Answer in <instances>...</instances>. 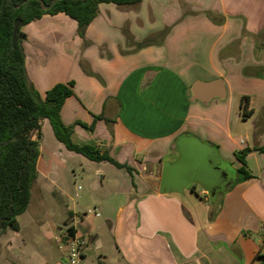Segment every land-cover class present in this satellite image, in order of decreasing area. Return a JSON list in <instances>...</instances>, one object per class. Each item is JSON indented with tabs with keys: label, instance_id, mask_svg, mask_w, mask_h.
Segmentation results:
<instances>
[{
	"label": "crops",
	"instance_id": "1",
	"mask_svg": "<svg viewBox=\"0 0 264 264\" xmlns=\"http://www.w3.org/2000/svg\"><path fill=\"white\" fill-rule=\"evenodd\" d=\"M20 30L27 79L41 97L56 83L74 81L61 119L86 126H74L72 141L107 152L123 166L91 161L50 134L42 161L40 129L33 185L62 202L68 217L52 230L30 217L23 227L25 212L18 215V230L0 233V264L63 263L55 236L65 223L87 242L82 264H95L92 253L97 264L264 263V152L244 156L248 179L236 172L242 164L235 155L264 146V105L258 114L248 98V116L241 106L242 88L256 79L249 82L243 68L264 64V0L100 3L85 42L76 21L62 12ZM253 46L256 59L248 61ZM217 79L223 98L188 100L193 81ZM181 150H195L201 163H210L224 178L221 188L212 194L201 184L202 200L187 195L188 186L173 187L166 170ZM74 159L95 164L91 204L82 208L57 177ZM91 207L100 215L84 216Z\"/></svg>",
	"mask_w": 264,
	"mask_h": 264
},
{
	"label": "trees",
	"instance_id": "2",
	"mask_svg": "<svg viewBox=\"0 0 264 264\" xmlns=\"http://www.w3.org/2000/svg\"><path fill=\"white\" fill-rule=\"evenodd\" d=\"M23 0H0V233L6 229L17 231V216L27 210L30 189L37 177L36 162L39 156L41 122L47 120L54 137L67 150L81 154L94 162L107 161L122 167L107 152L89 144H76L71 139L76 124L86 126L81 121L65 125L60 111L65 100L74 94V81L56 83L43 97L28 81L25 65L23 40L19 29L15 42H11L13 23L20 19L21 27L41 18L44 14L64 13L76 21L77 35L85 42V31L96 17L100 3L117 6H132L142 0H57L51 8L43 10L38 0H28L15 8ZM49 4L51 0H42ZM20 27V28H21ZM137 43L140 47L146 44ZM243 116H248V97H241ZM101 116H95V119ZM91 127V126H89ZM36 128L35 140H29L30 132ZM251 150L264 152V146L245 148L235 153L241 162L236 172L242 179L250 178L245 169L244 156ZM68 226L67 223H65ZM74 232L73 227L68 226Z\"/></svg>",
	"mask_w": 264,
	"mask_h": 264
},
{
	"label": "rangeland",
	"instance_id": "3",
	"mask_svg": "<svg viewBox=\"0 0 264 264\" xmlns=\"http://www.w3.org/2000/svg\"><path fill=\"white\" fill-rule=\"evenodd\" d=\"M195 3H200L202 0H193ZM192 7V6H191ZM193 8V7H192ZM197 8V7H195ZM208 16V11L202 12ZM169 28H167V31ZM258 47L253 46V48L248 51V61H252L256 59V51ZM243 76L247 79L256 78L254 80L255 85H250L249 83L243 87V91H245V95L242 97H248L249 99L254 100L256 103L253 107L257 110V113H261V107L264 105V95H262L260 84L264 85V64L258 67L248 66L243 68L242 70ZM253 119L249 120L247 126L251 129V123ZM43 126L41 127V133L43 135L42 140V161L45 158V149L51 146V140L49 138V134L52 139H54V135L51 129V126L48 121L42 122ZM56 141V140H55ZM181 150L179 157L175 164L172 167L167 168L166 176H169V181L173 183V187L182 188L184 186H188L185 190L187 195H193L197 197L196 199L204 198L201 193L202 186L201 184H209L214 185L211 181V168L208 167V164H202L198 160L197 152L195 150ZM88 164L81 163L78 159L72 160L69 164L66 165L64 170L59 172L57 177L60 181H63L66 185L69 195L74 200V203H77L78 208H82L91 204V200L88 198V194L91 193V184L96 178L95 173V164L93 162H87ZM226 167V166H225ZM230 168V167H229ZM234 174V171H231ZM216 176V175H215ZM173 177V178H172ZM171 178V179H170ZM77 186H79L80 190H77ZM171 184L168 185L170 187ZM194 187L195 192L190 193V188ZM172 187V186H171ZM170 187V188H171ZM30 201L25 213L21 216L20 222L21 225L26 226V220L30 217L32 220H38L44 226H49L50 229L56 230V226H62L64 220L68 217L65 206L58 199H53L52 196L47 194L46 192L38 193L35 189V186L32 184L30 189ZM77 194V195H75ZM196 194V195H195ZM78 195L80 197H78ZM199 195V196H198ZM201 203V201H200ZM209 205V201L204 202V205ZM201 207V206H200ZM92 209V207L90 208ZM79 210V209H78ZM86 217H93V215H88ZM3 242V234H0V243ZM50 246L56 251V246L54 242L50 241ZM91 259H93L94 263L98 260L97 253H92ZM101 258V257H100ZM104 260L103 258H101Z\"/></svg>",
	"mask_w": 264,
	"mask_h": 264
},
{
	"label": "water",
	"instance_id": "4",
	"mask_svg": "<svg viewBox=\"0 0 264 264\" xmlns=\"http://www.w3.org/2000/svg\"><path fill=\"white\" fill-rule=\"evenodd\" d=\"M28 0H23L21 1L18 5L15 6V8H18L22 4L26 3ZM41 3V8L43 10H47L51 8V6L57 1V0H51L49 4H46L42 0H38ZM21 27V21L20 19H16L13 23L12 27V34H11V42L14 44L15 42V37L17 33L19 32V29ZM188 100L190 101H195L198 100L203 104H206L209 100L213 98H223L225 96V89H224V84L221 79L213 80V81H200V80H195L192 82L189 90H188ZM36 134H37V129L34 128L30 134H29V140H35L36 139ZM197 152V151H196ZM198 153V152H197ZM199 154V153H198ZM200 155H202L200 153ZM198 156V155H197ZM203 164V163H202ZM212 171L211 174V181L212 183H215L214 185H210L204 183L208 188L210 189V192L214 194V192L221 188L222 182L224 181V178L222 175L219 173H215V171ZM216 175V176H215ZM264 264V263H260Z\"/></svg>",
	"mask_w": 264,
	"mask_h": 264
},
{
	"label": "built area",
	"instance_id": "5",
	"mask_svg": "<svg viewBox=\"0 0 264 264\" xmlns=\"http://www.w3.org/2000/svg\"><path fill=\"white\" fill-rule=\"evenodd\" d=\"M84 216H99L96 208L88 209L83 213ZM57 247L64 250V261L61 264H82L83 250L86 247V240L75 231H69V227H59L55 236Z\"/></svg>",
	"mask_w": 264,
	"mask_h": 264
}]
</instances>
